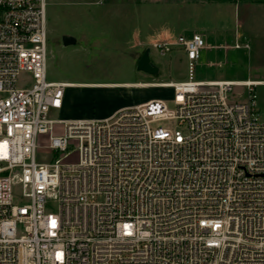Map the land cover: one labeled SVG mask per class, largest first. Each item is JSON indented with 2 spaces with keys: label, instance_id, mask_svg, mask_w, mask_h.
Masks as SVG:
<instances>
[{
  "label": "built area",
  "instance_id": "1",
  "mask_svg": "<svg viewBox=\"0 0 264 264\" xmlns=\"http://www.w3.org/2000/svg\"><path fill=\"white\" fill-rule=\"evenodd\" d=\"M48 4L0 0V264H264L259 83L194 79L207 41L178 35L154 43L188 58L174 109L50 117L68 86L48 79Z\"/></svg>",
  "mask_w": 264,
  "mask_h": 264
},
{
  "label": "rangeland",
  "instance_id": "2",
  "mask_svg": "<svg viewBox=\"0 0 264 264\" xmlns=\"http://www.w3.org/2000/svg\"><path fill=\"white\" fill-rule=\"evenodd\" d=\"M215 1L49 0L48 79L80 84L65 88L63 107L51 110L50 117L103 118L121 107L152 98H164L168 107L174 109L173 89L169 86L87 84L188 80L187 55L177 46L162 54L154 45L160 40L157 31L172 30L170 40L175 41L181 32H193V29L184 28L200 27L208 17L213 29L202 35L212 47L204 50L196 61L194 79L264 81V30L253 29L250 34L232 37L234 21L230 8L233 5ZM218 6L224 12L221 18L214 14ZM212 17L221 19L224 29L214 30L216 25L212 23ZM63 34L74 35L77 42L64 45ZM146 49H149L150 58L159 69L158 74L138 69V60ZM18 81L20 85H28L32 77L29 73H22ZM253 88L264 121V83ZM249 95L246 86H234L230 93V97L238 101L247 100ZM52 158L53 154L45 148L37 152L38 162Z\"/></svg>",
  "mask_w": 264,
  "mask_h": 264
},
{
  "label": "crops",
  "instance_id": "3",
  "mask_svg": "<svg viewBox=\"0 0 264 264\" xmlns=\"http://www.w3.org/2000/svg\"><path fill=\"white\" fill-rule=\"evenodd\" d=\"M216 3H224L227 2L233 5V8H230V15L232 16V19L234 21V27H231V33L232 37L234 36H240L245 34H248L250 30H264V0H216ZM231 6V5H230ZM219 9H215V13L217 16L219 15V18H221L222 14L224 13L220 6H218ZM217 10V11H216ZM223 17V16H222ZM212 17L211 21L216 27V31H221L220 29H224V26L221 25V19ZM209 17L208 21L205 22V24H202L200 27H186L185 29H193L191 33L186 34L185 32H181L179 35H192L194 33L199 34H205V31L209 29H213L212 25L209 23ZM218 27V29H217ZM202 30L201 32L198 30ZM157 34L160 36L159 41L163 40H170L172 38V30L170 29H161L157 31ZM250 34V33H249ZM207 41V40H206ZM208 46L204 50L211 49L210 42L207 41ZM203 50V52H204ZM186 54V53H185ZM223 80H236V79H223ZM142 82V81H139ZM139 82H124V83H139Z\"/></svg>",
  "mask_w": 264,
  "mask_h": 264
},
{
  "label": "water",
  "instance_id": "4",
  "mask_svg": "<svg viewBox=\"0 0 264 264\" xmlns=\"http://www.w3.org/2000/svg\"><path fill=\"white\" fill-rule=\"evenodd\" d=\"M62 41L64 45H71L77 42V38L71 34H63ZM137 66L138 69L151 74H158L159 72L157 65H155L150 58L149 49H146L144 53L140 56Z\"/></svg>",
  "mask_w": 264,
  "mask_h": 264
},
{
  "label": "bare ground",
  "instance_id": "5",
  "mask_svg": "<svg viewBox=\"0 0 264 264\" xmlns=\"http://www.w3.org/2000/svg\"><path fill=\"white\" fill-rule=\"evenodd\" d=\"M248 83H259V84H263L264 81L262 80H249L247 81ZM238 84H242V81L239 80ZM80 84H76V83H68L67 82V86L69 87H73V86H77ZM104 85H112V86H118V85H139V86H170L171 84L169 82H162V83H143V82H139V83H112V84H87V86H104Z\"/></svg>",
  "mask_w": 264,
  "mask_h": 264
}]
</instances>
